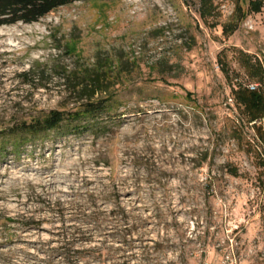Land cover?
I'll return each instance as SVG.
<instances>
[{
    "label": "rangeland",
    "instance_id": "374dc122",
    "mask_svg": "<svg viewBox=\"0 0 264 264\" xmlns=\"http://www.w3.org/2000/svg\"><path fill=\"white\" fill-rule=\"evenodd\" d=\"M249 1L75 0L0 24V129L78 107L88 75L110 97L98 126L8 143L0 264H264V117L235 91L264 89Z\"/></svg>",
    "mask_w": 264,
    "mask_h": 264
},
{
    "label": "trees",
    "instance_id": "16d2710c",
    "mask_svg": "<svg viewBox=\"0 0 264 264\" xmlns=\"http://www.w3.org/2000/svg\"><path fill=\"white\" fill-rule=\"evenodd\" d=\"M75 0H0V24H10L17 21L32 22L39 20L51 10L71 3ZM264 0H250L246 11L241 5L236 10L242 19L248 12H258L262 10ZM237 22L231 27L234 28ZM230 27L224 26V30ZM66 78L71 76L65 74ZM81 92L79 96L85 97L78 107L74 109H51L43 115L33 117L30 120H20L8 130L0 129V160L4 155L9 154L6 150L9 144L13 149L18 150L20 145L29 140L31 136L37 135L61 127L72 129H89L98 126V119L109 111V96L97 97L96 92L105 90L100 74L88 75L81 78L79 83ZM236 96L248 114L250 122L257 123L264 117V89H250L247 86H239ZM262 134V131L259 128ZM3 157V158H2Z\"/></svg>",
    "mask_w": 264,
    "mask_h": 264
},
{
    "label": "built area",
    "instance_id": "2783aa9c",
    "mask_svg": "<svg viewBox=\"0 0 264 264\" xmlns=\"http://www.w3.org/2000/svg\"><path fill=\"white\" fill-rule=\"evenodd\" d=\"M246 86L250 89H257L258 88V83L257 82H253V81H250L246 84ZM230 100H232V97H229ZM264 120V118H263ZM254 121H262V120H254Z\"/></svg>",
    "mask_w": 264,
    "mask_h": 264
}]
</instances>
